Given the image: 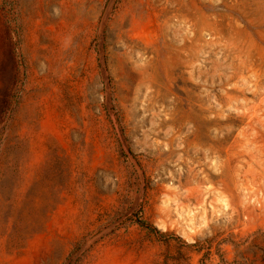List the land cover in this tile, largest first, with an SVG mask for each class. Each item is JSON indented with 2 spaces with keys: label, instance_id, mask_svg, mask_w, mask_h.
Returning a JSON list of instances; mask_svg holds the SVG:
<instances>
[{
  "label": "rangeland",
  "instance_id": "rangeland-1",
  "mask_svg": "<svg viewBox=\"0 0 264 264\" xmlns=\"http://www.w3.org/2000/svg\"><path fill=\"white\" fill-rule=\"evenodd\" d=\"M0 264H264V0H0Z\"/></svg>",
  "mask_w": 264,
  "mask_h": 264
},
{
  "label": "trees",
  "instance_id": "trees-1",
  "mask_svg": "<svg viewBox=\"0 0 264 264\" xmlns=\"http://www.w3.org/2000/svg\"><path fill=\"white\" fill-rule=\"evenodd\" d=\"M137 223L139 224V226H141V227H145V228H148L149 226H148V223L145 221V220H143V219H138L137 220Z\"/></svg>",
  "mask_w": 264,
  "mask_h": 264
},
{
  "label": "bare ground",
  "instance_id": "bare-ground-1",
  "mask_svg": "<svg viewBox=\"0 0 264 264\" xmlns=\"http://www.w3.org/2000/svg\"><path fill=\"white\" fill-rule=\"evenodd\" d=\"M40 66V65H39ZM42 66H40V68H41ZM39 68V67H38ZM45 99V98H44ZM43 101V100H42Z\"/></svg>",
  "mask_w": 264,
  "mask_h": 264
}]
</instances>
